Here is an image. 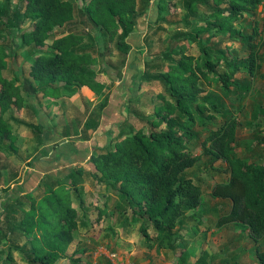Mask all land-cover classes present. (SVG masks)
Here are the masks:
<instances>
[{
    "label": "trees",
    "instance_id": "1",
    "mask_svg": "<svg viewBox=\"0 0 264 264\" xmlns=\"http://www.w3.org/2000/svg\"><path fill=\"white\" fill-rule=\"evenodd\" d=\"M21 1L24 7L16 12L14 21L22 43L14 57L20 54L24 58L23 70L40 94L52 90L55 99L77 94L76 88L70 89L74 86L99 94L104 87L98 79L97 45L85 43L91 34L98 40L104 36L107 43L117 40L119 50L127 56L131 49L127 39L138 26L139 7L142 4V13H146L152 2ZM176 1H157L160 29L164 24L179 25L164 15L178 10ZM182 2L185 26L192 27L195 19L201 28L182 39H168L162 56L146 63L141 84L158 83L163 90L156 95L159 104L153 108V115L137 131L130 128L121 132L106 147L95 150L87 162L90 168H77L64 178L47 175L36 191L21 194L13 209L9 208L13 204L2 207L0 264L14 263V252L23 255L27 264H87L83 258L89 248L68 253L81 225L78 207L85 209L87 205L85 187L81 186L86 180L121 198L122 204L111 213L110 196L103 207L95 199L91 205L98 212V220L108 214L131 228L138 227L149 253L169 250L176 254L179 241L186 238L181 231L187 226H204L210 232L240 225L256 245L264 241V154L257 159L238 156L242 122L235 108L241 105L240 111L244 110L252 93L251 82L258 77L264 81V27L258 21L264 0ZM5 17L0 4V150L9 151L22 123L6 115L11 111L21 115L28 103L21 80L5 74L10 56ZM25 22L28 26L23 28ZM182 40L196 46V51L180 45ZM236 44L244 53L235 49ZM238 75L245 76L244 83ZM206 87H216L220 95L204 96ZM222 98L231 101L230 109ZM131 109L136 116V109ZM249 126L257 141L253 151L263 153L264 107ZM195 142L201 147L199 154ZM204 158L211 166L218 162L227 166L225 178L211 187L212 197L228 201L227 207L205 209L203 184L187 174ZM39 189L43 191L37 195ZM213 212L214 219L210 217ZM14 236L24 244L16 245ZM255 253L259 264H264V248H257ZM208 257L201 253L199 260L207 261Z\"/></svg>",
    "mask_w": 264,
    "mask_h": 264
},
{
    "label": "rangeland",
    "instance_id": "2",
    "mask_svg": "<svg viewBox=\"0 0 264 264\" xmlns=\"http://www.w3.org/2000/svg\"><path fill=\"white\" fill-rule=\"evenodd\" d=\"M157 1L152 0L146 13H142L143 5H140L138 26L127 39L131 47L127 56L119 50L117 40L107 43L104 36L98 40L96 35L91 34L85 43L88 46L97 45L95 55L99 60L101 72L99 78L104 75L106 82V90L100 98L96 97L97 103L94 105L83 96L77 95L75 98L63 97L55 105L57 99L54 98L53 91L40 94L28 72L23 70L24 58L20 54L14 57L22 43L14 21L16 12L24 7L22 1L1 0V9L6 14L5 21L8 23L5 27L8 33L6 44L10 49L5 74L21 80L28 103L21 115L12 111L6 115V118L14 116L22 124L18 132L16 131L14 148L9 151L0 150V199L7 197L6 200L9 201L8 204H3L4 208L13 204L21 194H29L27 191L38 188V184L47 173L64 178L77 168H90L87 161L92 147L95 149L106 145L109 142L107 138L118 137L121 132H128L130 128L137 131L144 125L145 119L153 115V108L159 104L156 95L163 90L158 83L141 84L140 77L146 71V63L162 56L168 47V39H182L184 35L201 28L200 25H196L198 22L195 19H192V27L185 26L184 19L187 15L181 10L182 0H177L180 10L171 9V13L164 12V15L169 22L179 25L169 27L164 24L160 29L161 23L157 20ZM258 13V21L263 28L264 4ZM242 24L245 27L249 26L247 22ZM27 26L28 22H25L23 28ZM251 31L250 27L249 32ZM220 40L221 38L216 41ZM180 42H182L180 45L190 47L188 41ZM195 48L193 45L190 47L192 53L196 51ZM235 49L244 53L238 44ZM161 63L163 62L159 64ZM237 79L245 82L244 75H238ZM251 83L252 93L245 102L244 110L240 111L241 105L235 107L239 110L238 115L242 122L236 149L238 156L257 159L264 152L253 151L257 141L249 124L254 121L257 111L264 107V81L258 77ZM218 94L220 95V92L216 87H206L204 96ZM222 102L226 108L232 107L229 99L222 98ZM132 107L136 109V116L131 112ZM113 109L119 110L122 118L117 119L118 126L114 127L115 131L107 134L108 125L111 123L109 116H112ZM5 145L9 146L10 142L6 140ZM193 145L195 152L199 154L201 152L199 143L195 142ZM206 168L210 169L209 173L206 172ZM226 168L222 162L211 166L209 160L204 158L187 172L198 183L203 184V207L207 210L227 207L230 204L228 201L214 199L211 194V187L225 178ZM81 186L85 187L87 205L85 209L78 207L81 225L68 253L83 247L89 248L88 254L83 258L87 264H113L111 258L113 254L119 255L124 264H150L149 261L151 264H259L255 252L257 248L263 250L264 241L256 245L249 232L240 225H230L221 230L212 229L210 232L206 231L204 226L200 229L188 226L181 231L186 238L179 241L176 254L171 251H164V255L161 256H157L155 252L147 253L138 227L131 228L121 220L109 217L108 214L102 220H98V212L91 205L96 199L103 207L107 196H110L108 213H111L122 204L121 198L115 192L107 193L98 183L91 184L86 180ZM42 191L39 189L37 195ZM75 205H78V202ZM13 206L14 204L9 208L13 209ZM2 213L3 210L0 212L1 218ZM215 216L213 212L210 217L214 219ZM12 239L16 245L24 244V240L17 236ZM183 247L185 249L182 251ZM201 253L209 255L207 261L199 260ZM14 257L16 260L10 264H27L19 252H14ZM2 264L8 263L5 261Z\"/></svg>",
    "mask_w": 264,
    "mask_h": 264
},
{
    "label": "crops",
    "instance_id": "3",
    "mask_svg": "<svg viewBox=\"0 0 264 264\" xmlns=\"http://www.w3.org/2000/svg\"><path fill=\"white\" fill-rule=\"evenodd\" d=\"M101 82H102V84H103V86H104V88H103V90L102 91H100L99 92V94L96 92V91H93L92 89H90V88H87V87H84V88H78V87H76V86H74V87H72V88H76L77 90H78V93L77 94H75V95H73L71 98H75L77 95H81V96H83L84 98H85V100L86 101H90V102H92L94 105L97 103V101H96V97L97 98H100V96L102 95V93L106 90V82H105V77H104V75L102 76V77H100V78H98ZM63 97H66V96H61V97H59V98H57V100H56V102H55V105H57L58 103L57 102H59V100L61 99V98H63ZM114 110V109H113ZM119 113V115H117ZM112 116L110 115L109 116V121L111 122L110 123V125H108V129L109 130H107V134H110L112 131L114 132L115 130H114V127L116 128L118 125H116V123H117V121L118 120H120L121 118H122V116H121V114H120V111L118 110H114L112 113ZM118 119V120H117ZM105 125H102V127H104ZM111 128V129H110ZM114 138H116L115 136H113V138H111L110 139V137L109 138H107V140L109 141V142H107V144L106 145H103V146H100V147H96L95 149L92 147V150H91V152H90V154L92 155V153L95 151V150H98V149H101V148H103V147H106L108 144H110V142L114 139ZM101 139H103V137H101ZM90 155V156H91ZM89 158V157H88ZM90 159V158H89ZM88 159V160H89ZM88 162V161H87ZM47 175H51V174H49V173H47L46 175H45V177L47 176ZM51 176H53V175H51ZM53 177H55V178H62V177H59V176H56V175H54ZM44 179V178H43ZM42 181V180H41ZM40 181V182H41ZM38 186H39V184H38ZM36 189H37V187L36 188H34L33 190H30V191H27L28 193H31V192H34V191H36ZM7 199V197L6 198H2V199H0V212L3 210V208L2 207H4V205L3 204H8L9 203V201H7L6 200ZM186 228H188V226L186 227ZM146 251V250H145ZM164 251H169V250H162L161 252H156V251H153V252H155V254L157 255V256H161V255H164L163 254V252ZM147 252V251H146ZM171 252H174V251H171ZM147 253H149V252H147ZM123 260V259H122ZM124 261V260H123ZM148 263H152L151 261H149Z\"/></svg>",
    "mask_w": 264,
    "mask_h": 264
},
{
    "label": "built area",
    "instance_id": "4",
    "mask_svg": "<svg viewBox=\"0 0 264 264\" xmlns=\"http://www.w3.org/2000/svg\"><path fill=\"white\" fill-rule=\"evenodd\" d=\"M111 258L113 264H124V261L119 257V255L113 254Z\"/></svg>",
    "mask_w": 264,
    "mask_h": 264
}]
</instances>
